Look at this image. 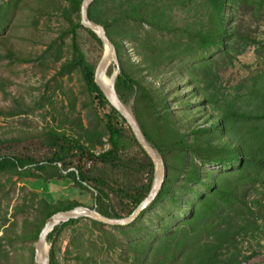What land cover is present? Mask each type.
I'll use <instances>...</instances> for the list:
<instances>
[{"label": "trees", "instance_id": "16d2710c", "mask_svg": "<svg viewBox=\"0 0 264 264\" xmlns=\"http://www.w3.org/2000/svg\"><path fill=\"white\" fill-rule=\"evenodd\" d=\"M22 1L0 0L1 27L10 22ZM57 1L59 5L63 1L67 4L62 7L61 15L68 28L47 45L43 54L53 46L59 48L57 42L62 41L65 34L70 35L69 57L59 66L56 76L79 71L95 126L81 127L82 132L77 136L50 127L18 138L0 139V174L31 176L44 184L60 178L68 180L91 193L94 205L89 208L95 207L108 218L127 217L150 191L153 164L125 119L109 105L94 83L95 67L86 61L76 37V31L84 28L80 24L82 0ZM187 1L95 0L89 5V20L104 28L115 48L120 68L115 90L124 104L132 100L133 114L146 141L162 157L165 177L153 201L127 225L107 226L78 218L56 226L46 238L51 244L50 264H60L57 259L60 231L82 221L87 223L89 235L97 232L100 240L112 246V251H120V258L127 264H239L241 259L250 258L241 256L238 244L240 240L253 237L259 231V220H264L263 89L248 91L250 97L255 96L260 101L255 103L257 110L227 108L207 127L196 126L183 132L174 120L167 96L132 77L127 71L130 62L129 67H125L122 59L126 40L142 49L144 66L139 70L146 76L157 78L161 68L189 60L185 69L189 83L210 103L215 95L211 94L209 86L218 77L215 66L229 57L235 39L240 38L238 26L234 24L237 15L250 14L258 21L264 14V0H196L199 26L175 27L168 11L173 5L184 7ZM228 9L230 14H226ZM86 30L102 44L92 31ZM165 34L167 38L163 37ZM254 44L264 48L261 40ZM105 106L109 107L108 112L99 113ZM103 136L107 137L110 148L96 154L95 148L104 144ZM35 138L44 139L51 149L44 160L15 151L14 146L22 140ZM131 148L137 149V153L125 154ZM36 204L38 215L32 220L23 219L20 232L12 230L16 223L0 214L3 229L0 264H11L12 251L17 249H25L33 264V244L46 219L82 205L71 200L50 203L44 198L38 199ZM20 209V205L15 206L13 215ZM75 233L72 242L76 240L79 250L81 233ZM26 243L28 247H24ZM78 250L76 260L82 258ZM83 261L85 263L84 258Z\"/></svg>", "mask_w": 264, "mask_h": 264}, {"label": "rangeland", "instance_id": "374dc122", "mask_svg": "<svg viewBox=\"0 0 264 264\" xmlns=\"http://www.w3.org/2000/svg\"><path fill=\"white\" fill-rule=\"evenodd\" d=\"M195 1L188 0L184 7H171L168 12L175 27L190 29L199 26ZM65 5V1L59 5L57 0H23L10 22L0 26V139L18 138L50 127L77 136L82 132L81 127L90 129L95 126L79 71L74 70L63 77L56 76L59 66L69 57L70 35L65 34L62 41L57 42L59 48L53 46L43 54L47 45L68 28V23L61 15ZM230 12L226 10V14ZM234 24L238 26L240 38L235 39L229 57L215 66L218 77L209 86V91L215 95L210 103L194 84L189 83L185 73L189 60L175 62L167 69L161 68L157 78L146 76L145 72L139 70L144 66L142 49L134 42L123 41L125 51L122 59L125 67H129L130 62V70L127 68V71L135 79L143 80L154 92L161 91L167 96L174 120L183 132L196 126L207 127L227 108L238 111L257 110L255 103L260 101L255 96L250 97L248 91L253 88L264 91V48H257L254 44L260 40L264 42V14L258 21L250 14H239ZM76 37L86 61L96 68L103 55V44L97 43L86 28L78 29ZM163 37L167 38L168 34ZM259 50L260 55L257 52ZM115 71L116 66L111 62L106 76L110 78ZM131 105L132 100L126 106ZM108 110L109 107L105 106L98 111L106 113ZM124 128L128 134L127 127ZM106 140L107 137L103 136L104 144L95 148L96 154L110 148ZM14 148L36 160H44L51 153L50 147L41 138L22 140ZM126 153L135 154L137 149L131 148ZM40 198L50 203L71 200L85 207L94 205L89 191L74 186L68 180L60 178L44 184L41 179L31 176L10 177L0 174V214H5L10 222L16 223L13 231H21L23 219L32 220L38 215L35 209ZM17 205L21 209L14 216L13 211ZM87 226L82 221L60 231L57 242V259L60 264H127L120 258V251H112V246L100 240L97 232L89 235ZM75 231L81 233L79 250L76 248V240L72 242ZM2 232L0 227V235ZM28 245L26 243L24 247ZM238 248L242 257L250 256L247 260L241 259L240 263L264 264V220H259V231L253 237L240 240ZM22 250L12 251L14 260L11 264H30L29 254L25 249ZM76 250L82 257L79 260L75 259ZM87 254L89 258H85Z\"/></svg>", "mask_w": 264, "mask_h": 264}, {"label": "water", "instance_id": "95a60500", "mask_svg": "<svg viewBox=\"0 0 264 264\" xmlns=\"http://www.w3.org/2000/svg\"><path fill=\"white\" fill-rule=\"evenodd\" d=\"M95 0H82L80 6V24L82 27L89 29L92 31L102 42L103 44V55L98 62L95 71H94V83L102 92L103 96L108 101L109 105L113 107L126 121L128 126L131 129L132 134L134 135L136 141L144 150V152L151 159L154 169L152 185L150 191L146 198L134 209V211L127 217H123L120 219L108 218L101 214H99L95 207L89 208L85 206H76L67 211H59L49 218L46 219L44 226L42 227L37 241L34 243V258L33 264H50L49 251L51 244L47 245V235L56 227L60 226L63 223L68 222L72 219L78 218H88L100 222L107 226L114 225H127L135 220V218L139 215V213L145 209L156 197L159 192L164 177H165V169L164 162L159 153L146 141L136 119L133 114L132 108L126 106L124 104L116 90H115V80L117 75L120 73V68L115 52L114 45L108 39L104 28L101 25L93 23L89 20L87 16V11L89 5ZM260 55L261 50L257 51ZM116 66L115 73L109 78V84L105 85L102 81V78L106 76V70L110 63ZM47 246V249L44 247Z\"/></svg>", "mask_w": 264, "mask_h": 264}, {"label": "bare ground", "instance_id": "6f19581e", "mask_svg": "<svg viewBox=\"0 0 264 264\" xmlns=\"http://www.w3.org/2000/svg\"><path fill=\"white\" fill-rule=\"evenodd\" d=\"M102 81H103V83H104L105 85H107V84H109L110 79H109L108 77H105V76H104V77L102 78ZM44 249H47V246H45Z\"/></svg>", "mask_w": 264, "mask_h": 264}, {"label": "built area", "instance_id": "2783aa9c", "mask_svg": "<svg viewBox=\"0 0 264 264\" xmlns=\"http://www.w3.org/2000/svg\"><path fill=\"white\" fill-rule=\"evenodd\" d=\"M240 264H245L244 262H241Z\"/></svg>", "mask_w": 264, "mask_h": 264}]
</instances>
